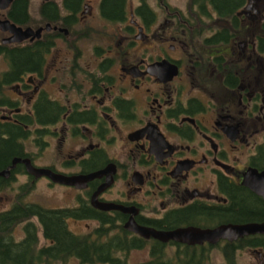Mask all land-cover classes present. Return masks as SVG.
<instances>
[{
  "label": "flooded vegetation",
  "instance_id": "flooded-vegetation-1",
  "mask_svg": "<svg viewBox=\"0 0 264 264\" xmlns=\"http://www.w3.org/2000/svg\"><path fill=\"white\" fill-rule=\"evenodd\" d=\"M18 1L0 5V20L21 27L17 40L0 26V120L25 131L23 153L0 170L20 156L99 173L69 184L18 161L0 180L25 173L64 187L76 202L47 207L76 209V221L101 222L91 211L159 229L264 221V0L228 12L211 0H123L120 12L107 0H22V21L11 15ZM16 48L40 63L13 77ZM240 197L259 217L225 216ZM251 235L262 242L245 248L264 259V232Z\"/></svg>",
  "mask_w": 264,
  "mask_h": 264
},
{
  "label": "trees",
  "instance_id": "trees-1",
  "mask_svg": "<svg viewBox=\"0 0 264 264\" xmlns=\"http://www.w3.org/2000/svg\"><path fill=\"white\" fill-rule=\"evenodd\" d=\"M123 0H107L111 10L121 11ZM221 12L232 10L241 0H211ZM24 5L19 0L14 5L11 15L16 20H23L20 15ZM8 51L0 43V55ZM12 65V75L16 76L23 68L32 69L40 63L39 56L31 50L16 48L8 53ZM3 73L0 81L5 79ZM4 99H0V104ZM25 134L21 127L0 120V166L11 162V159L23 153L19 138ZM10 180H0V188ZM21 198L11 208L0 211V264H65L70 257L79 259L80 264L107 262L109 264H129L126 256L132 248L150 246V257L139 264H216L212 260V250L220 247L224 259L217 264H239L238 250L246 246H256L262 242L259 235L243 236L237 240H226L224 244L202 243L188 244L176 241V246L168 247L166 242L158 239H147L138 234H130L123 224L115 223L111 216L91 211L101 219L100 225L88 233H77L67 223L68 218L77 216L78 211L72 208H49L38 202H27ZM239 208L234 215L226 217L245 219L259 217L252 211L255 202L238 198ZM185 212H183L184 214ZM189 214H185L187 216ZM191 216V215H190ZM37 217L39 224L33 221ZM24 223V235L15 236V229ZM116 232H112L114 228ZM42 231L47 243L40 245L39 232ZM173 249V250H172ZM59 262V263H57Z\"/></svg>",
  "mask_w": 264,
  "mask_h": 264
},
{
  "label": "rangeland",
  "instance_id": "rangeland-1",
  "mask_svg": "<svg viewBox=\"0 0 264 264\" xmlns=\"http://www.w3.org/2000/svg\"><path fill=\"white\" fill-rule=\"evenodd\" d=\"M38 0H35V4ZM36 10V9H34ZM88 45V40L85 41ZM8 63L4 56H0V73L6 69ZM1 92V90H0ZM27 144L29 142L27 141ZM19 180L13 179L10 180L5 187L0 188V211L12 207L14 203L17 202V199L21 198L27 202H38L46 206H64V205H73L76 201L72 198L67 192L63 190L64 187H54L49 188L45 186L44 181L42 180H26L28 176L24 173L18 174ZM37 224H39L38 218L33 217L32 219ZM68 226L77 233H88L93 231V229L100 225V222L93 219H80L78 221L73 220L72 218L68 219ZM24 223H20L15 229V236L19 239L24 235ZM117 228L115 227L112 232H116ZM39 243L40 245L47 243L43 232H39ZM150 246L151 243H148L145 247L132 248L127 254L121 252L120 254L126 256L129 264H139L150 257ZM173 250V249H172ZM224 259V255L220 247H215L212 250V260L214 263H220ZM237 260L239 264H263V256L260 252L255 251L250 248H242L237 252ZM59 263V262H57ZM65 264H80L79 259L76 257H70L66 260ZM88 264H109L107 262H94Z\"/></svg>",
  "mask_w": 264,
  "mask_h": 264
},
{
  "label": "water",
  "instance_id": "water-1",
  "mask_svg": "<svg viewBox=\"0 0 264 264\" xmlns=\"http://www.w3.org/2000/svg\"><path fill=\"white\" fill-rule=\"evenodd\" d=\"M8 2L1 3V6H6ZM0 26L3 28L11 27L13 30H16V36H13L11 39H20L18 33L21 30V27L17 26L15 23H12L9 19L0 20ZM18 161H24L27 165V170L33 173L36 176L41 174L50 175L55 181L64 182V183H75L78 178H91L94 175L98 174L99 171H95L89 173L87 175H67L60 172L52 171L47 167H39L34 165L31 162V159L28 157H20L16 156L13 159L12 164L0 170V174L6 177L10 176L11 168L16 165ZM93 203L103 209H109L114 207L107 202H95L93 199ZM125 227L134 231L145 238L155 237L162 241H170L176 240L180 242H185L189 244L195 243H204L208 241L210 243H217L222 238H227L229 240L238 239L244 235L262 233L264 232V221L263 222H246V223H222L215 227H201L198 225H186V226H178L171 229H159L154 226L143 225L139 223L133 216L125 222Z\"/></svg>",
  "mask_w": 264,
  "mask_h": 264
}]
</instances>
